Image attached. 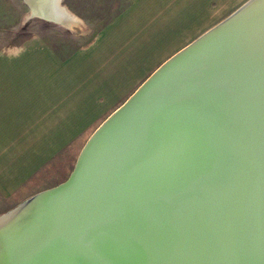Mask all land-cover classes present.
<instances>
[{"label": "water", "instance_id": "95a60500", "mask_svg": "<svg viewBox=\"0 0 264 264\" xmlns=\"http://www.w3.org/2000/svg\"><path fill=\"white\" fill-rule=\"evenodd\" d=\"M29 2L59 20V0ZM259 3L245 1L165 60L96 127L63 181L0 214L1 234L33 216L0 264H256L264 142L230 107L244 92L196 62L170 69L216 46L226 66L264 76L252 68L264 69Z\"/></svg>", "mask_w": 264, "mask_h": 264}, {"label": "crops", "instance_id": "0c3cea01", "mask_svg": "<svg viewBox=\"0 0 264 264\" xmlns=\"http://www.w3.org/2000/svg\"><path fill=\"white\" fill-rule=\"evenodd\" d=\"M134 1L99 40L69 56L60 57L44 41L16 42L11 35L0 46V193L4 197L17 195L19 203L63 181L41 182L60 152L136 80L161 66L165 60L151 67L157 56L183 45L227 14L237 0ZM147 8L155 14H145ZM129 26L140 28L138 41L132 44L122 40L129 36Z\"/></svg>", "mask_w": 264, "mask_h": 264}, {"label": "rangeland", "instance_id": "374dc122", "mask_svg": "<svg viewBox=\"0 0 264 264\" xmlns=\"http://www.w3.org/2000/svg\"><path fill=\"white\" fill-rule=\"evenodd\" d=\"M59 1L61 6H64L75 18V21L71 20L69 24H62L56 21L46 20L45 18L31 15L30 7L25 0H0V46H2L4 40H8L11 35V38L16 42L27 39L32 40L34 43L44 41L52 48L55 54L60 57H66L78 50H83L90 44L99 40L101 34L107 29L108 25L115 22V17L135 2L134 0ZM245 1L247 0H237L235 6L227 14L217 17L202 31H199L194 36L192 35L187 41L182 43L183 45L180 47H173L165 50L163 54L159 57L157 56L151 67H158L164 60L184 47V45L190 43L206 29L224 19ZM146 12L145 14L148 15L155 14L152 12V9L150 11V8H147ZM128 28L129 36L130 34L131 36L126 37L127 34H125L122 40L132 44L138 41L140 28L132 26ZM143 31L147 33L145 30ZM150 72L151 70L148 71V73ZM121 76L122 75L118 76L116 81H118ZM123 76L128 77L129 75ZM148 76L149 75H143L136 80L133 86L126 91L122 97L115 98V100H117H114V103L108 110L97 117V121H95L91 127L77 135L75 140L60 152L57 159L47 166L46 170L49 171V173H45L42 176L41 182L49 184L64 180L72 170L80 149L91 133L114 109L124 102ZM17 204V195L6 198L0 193V214L15 207Z\"/></svg>", "mask_w": 264, "mask_h": 264}, {"label": "bare ground", "instance_id": "6f19581e", "mask_svg": "<svg viewBox=\"0 0 264 264\" xmlns=\"http://www.w3.org/2000/svg\"><path fill=\"white\" fill-rule=\"evenodd\" d=\"M30 0H25V2L29 6ZM261 3H259L257 11L262 10V2L264 0H260ZM32 5L31 15H35L37 12L36 6L34 4ZM48 5V2H47ZM56 12L59 13V20L58 17L56 19H51V21H56L62 24H69V21L74 20V17L67 11L64 6H58L56 9ZM38 16V15H35ZM40 17V16H39ZM42 17V16H41ZM47 20V19H46ZM72 23V22H71ZM70 23V24H71ZM232 28L231 30H233ZM228 37V36H226ZM231 40L226 39L224 41V46H230ZM216 51L220 53V49L216 46H206L203 48H199L192 52L187 57H184L183 59H179L173 66L172 71L176 73H182L185 70H187L188 64H194L199 63L204 66V68L209 72L210 75L215 79V82H235L238 87L245 93V95L251 100V103H246L244 101V93H241L240 96L230 95L229 96V102L231 104L230 107L235 109L237 111L238 116H243L244 121L246 124H251V121L255 124H257L258 127H256L257 134H259L260 140L262 143L264 142V76H259L258 74L254 73L249 68H243V67H234V66H226L223 62V60L219 55H216ZM160 67V66H159ZM158 67V68H159ZM233 67V68H232ZM252 68L255 70H262L264 69L260 65H254ZM167 75L169 74V71H167ZM246 72L245 75L239 74ZM249 75H248V74ZM169 86H163L162 88L158 89V92L160 95H165V92L168 90ZM244 112V113H243ZM264 144V143H263ZM30 217V218H28ZM31 216L24 217L20 219L19 223L16 226H12L9 228V231H6L5 233H0V256L2 254V251H11L13 247L16 245V242H12L10 237H15L16 234L22 231L24 227L27 225V221L32 219ZM255 261L256 264H264V237H260V244L257 248V255H255Z\"/></svg>", "mask_w": 264, "mask_h": 264}]
</instances>
